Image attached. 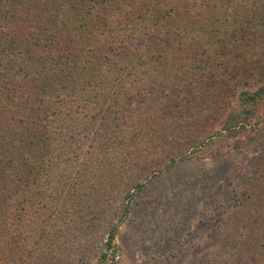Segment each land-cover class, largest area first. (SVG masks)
Returning <instances> with one entry per match:
<instances>
[{
	"label": "trees",
	"instance_id": "obj_1",
	"mask_svg": "<svg viewBox=\"0 0 264 264\" xmlns=\"http://www.w3.org/2000/svg\"><path fill=\"white\" fill-rule=\"evenodd\" d=\"M263 107L264 0H0V264H120L148 182L263 145ZM257 160L205 264H264Z\"/></svg>",
	"mask_w": 264,
	"mask_h": 264
},
{
	"label": "rangeland",
	"instance_id": "obj_2",
	"mask_svg": "<svg viewBox=\"0 0 264 264\" xmlns=\"http://www.w3.org/2000/svg\"><path fill=\"white\" fill-rule=\"evenodd\" d=\"M210 123L204 121L203 128L211 131ZM224 150L176 162L148 182L120 228V264H205L219 251L229 227L239 229L243 218H253L243 211L250 204L244 175L252 176L264 144ZM241 225L248 229V221Z\"/></svg>",
	"mask_w": 264,
	"mask_h": 264
}]
</instances>
